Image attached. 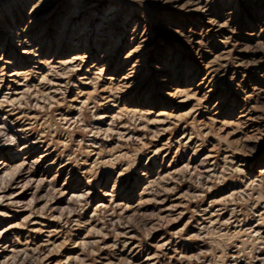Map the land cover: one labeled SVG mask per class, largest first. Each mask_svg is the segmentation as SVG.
Segmentation results:
<instances>
[{
	"label": "rangeland",
	"instance_id": "rangeland-1",
	"mask_svg": "<svg viewBox=\"0 0 264 264\" xmlns=\"http://www.w3.org/2000/svg\"><path fill=\"white\" fill-rule=\"evenodd\" d=\"M143 2L0 0V60H4L0 61V78L4 73V78L9 79L6 77L8 71L14 69L5 64V60L23 63L22 58L26 55L22 51L28 41L33 43L32 40L40 36L44 37L40 50L43 59L49 58L51 61L62 57L56 55L59 45V52H64L63 57L71 58L75 52L82 53L84 41L79 44L80 50L76 51L71 49L72 42L76 44L75 39L84 32V24L93 14L90 13L91 5L99 3L101 6L94 12L97 22L89 23L95 24V27L96 24H102L101 18L108 8L117 9L112 23L103 25L105 35L101 45L115 32L114 40L121 39L116 55L100 59L99 66L104 68L103 74L95 75L98 78L95 85L99 92L100 89L108 90L110 77H114L115 84L123 76L130 75L133 76L131 89L125 92L126 95L120 94L119 101H123L127 107L152 112L146 113L151 120L157 119L161 111L176 116L195 107L191 116L182 117L179 121L168 118L162 126L148 124L146 119H133L128 114L116 117L113 111L117 112L114 107L117 104H112V101L100 107L97 103L95 106L89 103L81 112L77 109V103L68 109V104L64 102L49 112V118H46V113L38 114L41 118L32 128L18 136L22 138L30 135L26 140L40 136V124L45 123V138L37 145L39 147L30 159H35L42 151L49 149L51 156L46 163H54L42 177L40 175L45 171V163L32 169L38 176L35 177L38 183L34 182L37 186L30 185L24 192L29 195L20 198L26 204L24 208L28 207L24 213L13 214L12 211L20 209L9 204L6 206L5 201L0 203V211L14 216V219L4 221L0 215V226L15 222L21 224L7 232L8 237L16 234L10 242L0 239V256H3L0 257V264H5L4 261L6 264H264V261L255 258L258 255L264 257V244L255 241L256 231L264 233V222L258 225L262 203L257 201L258 194L264 190V177L261 183L257 176L259 162L264 164V5L258 7L257 0H209L208 10L217 17L216 21L223 22L221 16L232 13L225 20L232 23L235 31L226 41L208 33L204 44L198 46L195 43L199 34L205 33V29L200 24L194 26L195 22L191 20L193 15L178 12L177 9H159L152 0ZM245 14L249 18L248 22L242 21V15ZM71 15L68 24H64L65 18ZM128 17L135 21L124 26L128 30L124 33L120 26ZM12 27L28 30L26 37L9 38L11 33L6 32ZM90 30V46L86 51L89 54L83 58V63L80 56L77 61V64H82V71L68 74V82L76 85H79V78L92 77L90 74L83 75V70L89 69L90 63L97 61L106 49L102 47L96 52L94 44L101 40L96 41V32ZM193 32L194 36L189 37ZM247 33H253L254 36L249 37ZM17 40L19 43H16ZM41 40L34 43V48L38 47L36 44ZM138 44H142L141 49L132 53L131 50ZM143 48L148 52L145 56H141ZM217 57H222V60ZM118 63L122 67L116 70ZM43 64L45 62L41 60L36 65L28 63V66L37 67L41 71L39 69L45 68ZM208 64L211 65L209 69ZM154 65L158 70L151 69ZM135 68L137 72L133 73ZM166 68L169 71H162ZM33 70L37 74V69ZM167 76L170 77V83H159L160 79ZM204 76L206 79L203 85L197 87ZM208 78H211V82ZM32 81L33 78L27 83L33 84ZM70 84L65 92L66 98H71L76 91ZM176 88H191L189 94L197 93L186 99L184 94L175 96ZM205 96L209 101L207 110L196 102ZM182 100L186 101L178 103ZM33 102L30 97L22 101L21 107L38 111L35 105L32 106L35 104ZM43 105L48 108L47 103ZM250 109L262 118L257 126L260 130H254L257 133L251 131L256 127L255 124L248 123L240 127L238 123L240 115L245 118ZM63 112H67L66 120H62L58 114ZM99 113L111 114L112 118L106 119L105 123H111L113 132H106L102 122L96 119ZM120 132L126 133L121 135ZM252 137L255 140L260 138L258 143L261 147L257 151V143L252 142ZM49 139L52 144L47 147ZM161 144L163 148H160ZM11 149V144L6 143V138L0 135V155L11 154ZM94 149L101 151L97 155ZM237 150L240 152H235ZM240 168L243 173L237 171ZM175 169L180 172L172 180L167 173ZM144 171L149 173L146 177L141 175ZM11 181L9 177L0 181V186H4L0 187V195L10 192L13 186ZM63 186L66 192L61 195L60 189ZM107 192L114 197L111 199L104 196L103 193ZM71 194L81 197L75 198ZM123 204H127V208ZM34 207L39 210L38 213ZM162 208L170 209L163 212ZM29 213L33 215L31 220L21 222L22 216L24 218ZM32 220L43 222L44 227L31 230ZM79 239H84L82 244ZM36 249H39L38 252Z\"/></svg>",
	"mask_w": 264,
	"mask_h": 264
},
{
	"label": "bare ground",
	"instance_id": "bare-ground-1",
	"mask_svg": "<svg viewBox=\"0 0 264 264\" xmlns=\"http://www.w3.org/2000/svg\"><path fill=\"white\" fill-rule=\"evenodd\" d=\"M90 1V0H89ZM140 1H148V0H140ZM219 1H223V0H219ZM143 2V3H144ZM153 4L155 6H158L160 7L159 9L161 8H167V9H177L178 12H183V13H190L191 15V20L193 22H195L194 26L196 25H202V29H205V33L204 34H199V38L197 39V42L195 43L196 45L200 46V45H203L204 44V38H207L206 37V34L208 33H211L212 34V37H221L223 39H229V35H233L234 34V27L233 25H231L228 20H225L226 17H229L230 14H232L231 12H229L227 14V16H225L226 14H223L221 17H223L224 21L221 22V21H216L217 17H215L212 13L209 12L208 10V3H209V0H152ZM256 3V2H255ZM257 4H258V7H261L264 5V0H257ZM101 4L99 3H96L95 5H91L90 7V13L93 12V14H91L89 20L87 22H85L84 26L85 29L83 30L84 32H82V34H80L79 36H77V38L75 39L77 42L75 44V41L72 42V45H71V49L73 50H80V46L79 44L82 43L84 41V51L81 53H76L75 52V56L72 55L71 58L69 57H63L64 56V52H59L60 49H61V45H59V47L57 48V52H56V55L59 54V56L61 55L62 57H57V58H53L51 61L49 60V58H45L43 59L42 55H41V48L43 47V44H44V40H43V36H40L37 38V40H32L33 43H29L30 41H28V45L26 46V48H24V50L22 51V53L24 55H26L24 58H22L23 60V63H15V62H11L10 60H5V64L7 65H10L12 67H14L13 70H10L8 71V75L6 77H8L9 79H6L4 78L5 74L3 73V76L0 78V135L3 136L4 138H6V143H10L11 146H12V149L10 150L11 151V154H8L7 156L6 155H0V181H3V179L5 180L6 177L8 179H11L13 180V186L9 189L10 192L7 193V194H2L0 195V203L1 202H4L5 205L6 204H9L15 208H18L20 209V211H12L13 214H18V213H24L26 211V209L28 208H24V202H22L20 200V198H22V196L24 195H29V194H24L25 191H27V188L33 184V186H37L35 185L37 180L35 179V177L37 176L36 174H34V171H32V169L38 167L39 165L45 163V171H43L41 173V177L42 176H45V174L50 171L51 167L53 166V161H49L50 163H46V160L50 155V152L48 150H44L40 153L39 156H37L35 159H30L31 158V155H33L35 153V151L38 149L39 146L37 145H40L42 143V139L45 138V133L44 132V128H46V124H40V130H41V135L40 136H36L34 137L33 139H29V140H26V138L28 139V137H30V135H26L24 137H20L18 136V134L22 133V134H25L26 133V129H31L32 128V125L35 124L39 118H41L38 114L42 113H46V118H49V112L52 111V109L56 106H59L61 103L64 104V102L67 105V108L69 109L70 106H74L73 104L77 103V109L79 110V112L82 111V108L87 106L89 103L93 104L95 106V104L97 103L100 106H104V104H108L112 101V104H117L116 106H114L115 108H117V112L114 110L113 114H115L116 117H120V115L122 114H128L131 118L133 119H137V120H141V121H144L145 119L147 120V123L148 124H157L159 126H162L163 124H165V120L168 119V118H173V119H176L177 121L183 119L182 117H189L191 116V112L194 110V106L191 107V109L185 114H180V115H176V116H171V114H164L163 111H161L159 114H157L156 117H158L157 119H149L147 118V115L146 113H149L151 114L150 112H147L145 111V109H137L135 107H132V106H129L127 107L126 104H124L123 101H119L120 97L119 95L120 94H125V92H127L128 90L131 89V79L133 76H123V78L119 79V81H116V83L114 84L113 81L114 80V77H110L108 80H110V85L107 87L108 90L107 91H104L100 89V92L99 90L96 88V82L95 80L98 79V78H95V75H98V76H101L103 74V70L104 68H100L99 66V63H100V59H107V58H112V56H114V54L119 50V42H121V39L118 38L117 40H114V36L116 35V32L115 33H112L109 35V40H105V44L101 45L102 42H104L103 40V37H104V33H105V30L103 28V25H105L106 23L108 24H111L112 21H113V18L116 17V12H117V9L116 8H113V7H110L108 8V11H106L103 15V18L102 19V24H96V27L94 26L95 24L91 25L92 22L95 21V23L97 22V19L98 18H95V14L94 12L98 11L97 10V7H100ZM77 12H73V14H76ZM115 14V15H114ZM98 15V14H97ZM219 17V18H221ZM69 18H72V15L71 16H68L65 18V22L64 24H68V20ZM242 21L244 22H248V17L247 15H242ZM134 19H131V18H126L123 22V24L120 26L121 27V30L125 32H128V30L126 29L127 27H124V26H128L130 25V23L133 21ZM135 21V20H134ZM70 23V22H69ZM91 23V24H89ZM138 23V22H136ZM75 24V23H74ZM246 24V23H245ZM137 25V24H136ZM65 27V26H63ZM236 27V25H235ZM66 28V27H65ZM95 28V29H94ZM237 28V27H236ZM90 29H93L92 32H96V36H95V40L99 41V39L101 41L97 42L96 44V52L100 51V49L102 47H105V51L103 54H101L99 57H98V60L95 61V62H92L90 63V68L89 69H84L83 70V75H91L92 77H82V78H79V82L77 81V83H79V85H76L75 83H70L68 82V74H70V72L72 71H82V64H77V61L79 60V57L80 56V60L82 61V63L84 62L83 61V58H87L88 55L86 54H89L88 52H86L88 50V47L90 46V44L88 43L89 40H90V33H91V30ZM28 30H25V29H16L15 27H12L10 29L4 32L6 33H11L10 37L9 38H16V39H19L21 38V36H24L26 37V33H27ZM70 32V31H69ZM109 33V32H108ZM194 32L189 36V37H192L194 36ZM107 35V34H106ZM124 35V34H123ZM122 35V36H123ZM188 35V34H187ZM225 35V36H223ZM228 35V36H227ZM247 36L249 37H253L254 34L253 33H247L246 34ZM121 36V37H122ZM185 36V35H183ZM186 37V36H185ZM41 40L39 41L36 45L38 46L37 48H34L35 45L34 43L38 40ZM213 39V38H212ZM113 41V42H112ZM188 41V40H187ZM190 41V40H189ZM207 41V40H206ZM107 42V43H106ZM212 42V41H211ZM16 43H19V40H17ZM70 43V42H69ZM141 43V42H140ZM145 43V41L143 42ZM207 43V42H206ZM206 45V44H205ZM51 47V44H49V48ZM142 47V44H138L137 46H135L133 48V50H131L132 53H136L139 49H141ZM249 47V46H248ZM198 48V47H197ZM146 48H143L142 51H144L141 56H145L148 52L145 50ZM64 50V49H63ZM94 50V48H93ZM244 50V49H243ZM141 51V50H140ZM204 53V52H203ZM220 54V53H219ZM116 55V54H115ZM67 56V55H66ZM91 56V55H90ZM55 57V56H54ZM104 57V58H103ZM96 58V57H95ZM141 58V57H140ZM146 58V57H145ZM220 61L222 60V57H217ZM224 58V57H223ZM25 59V60H24ZM216 59V57H215ZM214 59V60H215ZM3 60V59H2ZM0 60V61H2ZM43 60L45 62V68L47 67V69H39L41 71H38V68L37 67H31L28 66V63H31V64H38L40 63V61ZM90 60V59H89ZM4 61V60H3ZM261 61V60H260ZM258 61V63L260 62ZM257 63V62H256ZM108 65V61H106V65ZM118 65H120L119 63L116 65V70L117 69H120L122 66L120 65L118 67ZM133 67H138V66H133ZM211 67L210 64H208V69ZM1 68V67H0ZM42 68V67H40ZM87 68V67H86ZM207 68V67H206ZM33 69H37V74H34L35 72H33L34 70ZM133 69V68H131ZM151 69H157L158 70V67H156L155 65L154 66H151ZM207 69V71H208ZM23 70V71H22ZM46 70V71H45ZM93 70V71H91ZM188 73L190 74L191 71L190 69L188 68ZM4 71V70H2ZM162 71H169V69H165V70H162ZM53 72V73H52ZM95 72V73H94ZM136 68L135 70H133V73H136ZM52 73V74H51ZM33 74V75H32ZM35 75V76H34ZM206 75V74H205ZM33 76V77H32ZM170 76V75H169ZM167 76V77H164L163 79H160L159 80V83H163V84H168L170 83V77ZM210 77V76H209ZM31 78H33V84L31 83H27L28 80H31ZM38 78V79H37ZM213 78V76L211 77ZM211 78L209 79V81L211 82ZM206 79V77L204 76L202 78V81H200L198 84H197V87L203 85V82L204 80ZM74 80V79H73ZM113 83V84H112ZM213 83V82H212ZM69 84L72 86V87H75V90L73 92V94L71 95V98H68L70 96H68L66 98L65 96V92L66 90L68 89L69 87ZM162 87H167L165 85H163ZM192 89L189 88L187 90H181V89H178L176 88L174 90L175 92V96H178V95H183L185 96L186 99H188L189 97L191 96H194L197 91L195 93H192V94H189V91H191ZM210 92V91H208ZM108 94L104 97V94ZM67 94V93H66ZM60 95V96H59ZM169 95V94H168ZM31 97V99H33V101L35 102V104H33L32 106L34 107H37L38 111L36 110H29L30 108H25L24 107H21L22 104V101L23 100H26ZM205 97H202L201 99H198L196 102H199V105L200 107L202 108H205L206 110L208 109V100L205 99ZM147 101V100H146ZM186 100H182L178 103H183L185 102ZM33 102V103H34ZM114 102V103H113ZM132 101H129L128 103H131ZM27 103V102H25ZM32 103V102H31ZM41 103V104H40ZM44 103H47L48 104V108L46 109L44 107ZM72 104V105H71ZM55 105V106H54ZM121 105V107H120ZM75 107V106H74ZM111 107V106H110ZM181 107V106H179ZM22 109V110H21ZM24 109V110H23ZM76 109V108H75ZM253 109V108H252ZM250 109V112H248V114L246 115L245 118H243V116L240 115L239 117V125L240 127L242 126H245L247 125L248 123H253L256 125V127H252L253 129H251V131L253 130L254 133H257L255 131H259L260 128L257 127L259 124H260V120L262 119L260 117V114L259 115H256L257 112L255 110H252ZM17 110V111H16ZM16 111V112H15ZM58 112V111H56ZM116 112V113H115ZM245 112V111H244ZM66 113L67 112H63V113H58L60 117H62V120H66ZM109 113V112H108ZM108 113H99L98 115V118H96L99 122H102V125L105 127V131H111V123L108 121L109 124H106V119H109V118H112L113 114H112V111H111V114L108 115ZM243 113V112H242ZM246 113V112H245ZM69 115V114H68ZM58 116V115H57ZM114 116V117H115ZM44 117V116H43ZM115 117V118H116ZM14 118V119H12ZM243 118V119H241ZM118 119V118H117ZM68 120V119H67ZM27 121V123H25ZM69 121V120H68ZM97 121V122H98ZM111 121V120H110ZM45 122V121H44ZM113 122V121H112ZM213 122V120H212ZM233 124V123H232ZM236 124V123H235ZM45 127H44V126ZM83 125V124H82ZM254 125V126H255ZM26 126H28L26 128ZM35 126V125H34ZM113 126V125H112ZM122 126V125H121ZM205 126V125H204ZM252 126V125H251ZM98 127V126H96ZM101 127V126H100ZM262 127V126H261ZM99 128V127H98ZM98 128H97V131H98ZM44 129V130H43ZM205 129V128H204ZM241 129V128H240ZM262 129V128H261ZM101 130V129H100ZM120 130V129H119ZM167 129H163V131H166ZM244 130V129H243ZM255 130V131H254ZM95 131V130H94ZM117 131V129H116ZM263 131V130H262ZM100 132V131H99ZM103 132V131H102ZM105 132V134H106ZM113 132V130H112ZM119 132V131H118ZM31 133V132H30ZM101 133V132H100ZM104 133V132H103ZM121 133V132H120ZM120 133H117V134H120ZM126 133V132H124ZM124 133H121L124 134ZM154 133V132H152ZM51 134V133H50ZM96 134V133H95ZM112 134V133H110ZM127 135V134H126ZM155 135V134H154ZM255 135V134H254ZM258 135V134H257ZM261 135V134H259ZM120 136V135H119ZM118 136V137H119ZM130 136V135H129ZM121 137V136H120ZM126 137V136H125ZM257 137V136H255ZM255 137H252L254 138V143H257L256 144V151L261 147L260 144L258 143L260 138H256L255 140ZM260 137V136H258ZM129 138V137H128ZM251 138V137H250ZM121 139V138H120ZM123 139V138H122ZM125 139V138H124ZM187 139V138H186ZM189 139V138H188ZM249 139V138H248ZM5 140V139H4ZM3 140V141H4ZM87 140V139H86ZM250 140V139H249ZM253 140V139H252ZM2 141V140H1ZM248 141V140H247ZM4 143V142H3ZM1 142V144H3ZM161 143V142H160ZM52 144L51 142V139H49L48 143H47V147L50 146ZM6 145V144H5ZM94 145V144H93ZM97 145V144H96ZM180 145V144H179ZM252 146V145H251ZM260 146V147H259ZM5 147V146H4ZM164 145L161 144L160 148H163ZM197 147V146H196ZM227 147V146H226ZM95 148H98L95 146ZM230 148V147H229ZM251 148V147H250ZM253 148V147H252ZM9 149V148H8ZM93 149V147H92ZM158 149V148H157ZM233 149V148H232ZM96 151V154L98 155L99 152L101 151V149H94ZM92 150V151H94ZM155 150V149H154ZM192 150V149H191ZM234 150V149H233ZM242 150V149H241ZM250 150V149H249ZM253 150V149H252ZM231 151V150H230ZM240 152V150H237L235 152ZM5 152V151H4ZM238 152V153H239ZM253 153V152H252ZM99 157V156H98ZM58 159V158H57ZM112 159V158H111ZM225 159V157H224ZM227 159V158H226ZM98 161V160H97ZM57 162V161H56ZM55 162V163H56ZM208 163V162H207ZM58 164V163H57ZM201 164V163H200ZM199 164V165H200ZM246 164V163H245ZM260 165L258 167V170H257V173H258V177L260 178V181L261 183H263V177H264V164H262L261 162H259ZM201 166V165H200ZM60 167V166H59ZM170 167V166H169ZM222 168V167H221ZM200 169V168H198ZM26 170V172H24ZM61 170V169H59ZM223 170V169H222ZM236 170V169H235ZM149 171V170H148ZM147 171V172H148ZM179 170H173V171H168L167 173V176L168 178L170 177L172 180L175 179V176H176V173L178 172ZM225 171V170H224ZM238 172L240 173H243V171L240 169L237 170ZM147 172H143L141 173L142 177H146L149 173ZM180 172V171H179ZM213 174V173H212ZM217 175V174H216ZM39 176V177H40ZM200 177V176H199ZM14 178V179H13ZM38 178V176H37ZM254 178V177H253ZM44 179V178H43ZM206 179V178H205ZM42 180V179H41ZM220 180V179H219ZM40 181V179L38 180ZM50 181V180H49ZM152 181V180H151ZM154 181V180H153ZM35 182V184H34ZM43 182V180H42ZM46 182L48 183V180H46ZM45 182V183H46ZM247 182V181H246ZM5 183V182H4ZM7 183V182H6ZM41 183V182H39ZM44 183V182H43ZM149 183V182H148ZM1 184V183H0ZM9 184V183H8ZM42 184V183H41ZM49 184V183H48ZM52 184V183H51ZM153 184V183H152ZM5 185V184H3ZM7 185V184H6ZM145 185V184H144ZM8 186V185H7ZM6 186V187H7ZM50 186V185H49ZM48 186V187H49ZM157 186V185H156ZM0 187H4V186H0ZM9 187V186H8ZM39 187V186H38ZM64 187V186H63ZM87 187L89 188V184L87 185ZM210 187V186H209ZM263 187V185L261 186ZM33 188H36V187H33ZM40 188V187H39ZM114 188V187H113ZM5 189V188H4ZM58 189V188H57ZM60 189V188H59ZM66 189L65 187L64 188H61L60 189V193L61 195L64 194L66 192ZM78 189V188H77ZM242 189V188H241ZM260 189L259 188V192H260ZM264 189V188H262ZM32 190V189H31ZM36 190V189H35ZM39 190V189H38ZM81 190V189H80ZM87 190V189H86ZM114 190V189H113ZM244 190V189H243ZM34 191V190H33ZM232 191V190H231ZM29 192V191H28ZM56 192V191H55ZM74 192H77L76 190ZM106 192V191H105ZM147 192V191H146ZM239 192V191H238ZM241 192V191H240ZM244 192V191H243ZM3 193V192H2ZM36 193V192H35ZM54 193V192H53ZM52 193V194H53ZM262 193V194H261ZM258 194L257 196V201L260 203H262V206H261V210L260 211L259 209L257 211H260L259 212V219L258 221L260 222L258 225L260 224H263L264 222V190L263 192H261ZM32 194V193H31ZM30 194V195H31ZM47 194V193H46ZM87 194H88V191H87ZM104 196L106 197H110L112 199V197H114L111 193H103ZM114 194V193H113ZM33 195V194H32ZM60 195V194H59ZM58 195V197H59ZM72 195V194H71ZM34 196V195H33ZM57 196V195H55ZM45 197V196H44ZM48 197V196H47ZM54 197V196H53ZM66 197V196H65ZM72 197H81L80 195H72ZM83 197V196H82ZM69 198V197H68ZM71 198V196H70ZM109 198V199H110ZM228 198V197H227ZM35 199V198H34ZM37 199V198H36ZM46 199V197H45ZM50 199H51V196H50ZM107 199V198H106ZM218 199H221V198H218ZM69 200V199H68ZM71 200V199H70ZM82 200V199H81ZM26 201V200H25ZM29 201L30 198H29ZM49 201V200H48ZM47 201V203H48ZM78 201V200H77ZM225 201V200H224ZM7 202V203H6ZM69 202V201H68ZM81 202V201H80ZM115 202V201H114ZM113 202V203H114ZM63 203V202H62ZM102 203V202H101ZM100 203V204H101ZM107 203V202H106ZM105 203V204H106ZM116 203V202H115ZM114 203V204H115ZM159 203V202H158ZM157 203V204H158ZM180 203V202H179ZM44 204V203H43ZM70 204V203H69ZM80 204V203H79ZM98 204V203H97ZM3 205V204H2ZM30 205H31V202H30ZM29 205V206H30ZM35 205V203H34ZM53 205L52 204V208H53ZM56 205V204H55ZM103 205V204H101ZM113 205V204H111ZM116 205V204H115ZM119 205V204H117ZM124 205V204H123ZM261 205V204H259ZM7 206V205H6ZM26 206V204H25ZM28 206V204H27ZM40 206V205H38ZM44 206V205H42ZM50 206V205H49ZM48 206V207H49ZM66 206V205H65ZM68 206V205H67ZM126 206H128L126 204ZM124 205V208L126 207ZM175 206V205H174ZM10 207V206H8ZM101 207V206H100ZM106 207V206H105ZM168 207V206H167ZM170 207V206H169ZM176 207V206H175ZM12 208V207H11ZM32 208V207H31ZM35 208V207H34ZM46 208V207H45ZM61 207H59L60 209ZM68 208V207H67ZM111 208V207H109ZM127 208V207H126ZM129 208V207H128ZM172 208V207H171ZM1 209V208H0ZM33 209V208H32ZM36 209V213L39 212V210ZM43 209V208H42ZM41 209V210H42ZM51 209V208H50ZM57 209V207H56ZM167 209H170V208H167ZM167 209H164L162 208L163 212L166 211ZM9 210V209H8ZM16 210V209H14ZM28 210V209H27ZM31 209H29L30 211ZM49 210V209H48ZM58 210V209H57ZM71 210V209H70ZM131 210V209H130ZM237 210V209H236ZM34 211V209H33ZM38 211V212H37ZM50 211V210H49ZM59 211V210H58ZM134 211V210H133ZM176 211V210H175ZM28 212V211H27ZM45 212V211H44ZM160 212V211H159ZM53 213V212H52ZM51 213V214H52ZM170 213V212H169ZM231 213V212H230ZM40 214V213H39ZM255 214V213H254ZM0 215L2 216V219L4 221H8L9 219H14V216H12V213H8L6 211H0ZM93 215V214H92ZM159 215V214H158ZM164 215V214H163ZM33 215H31V213H29L28 215L26 214V216H22V219H21V222L26 220L27 219H30ZM21 216H19L18 218H20ZM164 216H162L163 218ZM168 217V216H167ZM128 218V217H127ZM159 218V217H158ZM161 218V217H160ZM1 219V220H2ZM17 219V218H16ZM169 219V218H167ZM173 219V218H172ZM31 220V219H30ZM119 220V218H118ZM212 220V219H211ZM209 220V221H211ZM14 221V220H13ZM86 221V220H85ZM123 221V220H121ZM169 221V220H168ZM208 221V220H207ZM227 221V220H226ZM19 222V221H17ZM29 222V221H28ZM31 224L30 225H33L30 226L32 227L31 230H34V228H37L39 227L37 230L41 229L42 227H44L41 223V221H30ZM75 222V221H74ZM77 222V221H76ZM89 222V221H88ZM113 222V220H112ZM2 223V222H1ZM4 223V222H3ZM8 223V222H7ZM225 223V222H224ZM74 224V223H73ZM114 224V223H113ZM9 225V224H8ZM6 225V226H8ZM21 224L20 223H13L11 225H9L8 227L6 226H0V239H3L4 241L6 242H10L12 240V238L16 235V234H11L12 237H8V234L7 232L8 231H13L15 230L16 228H18ZM80 226V225H79ZM257 226V225H256ZM85 227V226H84ZM50 228V227H49ZM48 228V229H49ZM88 228V227H87ZM90 228H95V227H90ZM237 228V227H236ZM242 228V227H241ZM253 228V227H252ZM53 229V227H52ZM51 229V230H52ZM57 229V228H56ZM258 229V228H257ZM44 230V229H43ZM92 230V229H91ZM98 230V229H97ZM155 230V229H154ZM259 230V229H258ZM48 231V230H47ZM87 231V229H86ZM96 231V230H95ZM15 232V231H14ZM39 232V231H38ZM90 232V230L88 231ZM98 232V231H97ZM254 232V231H253ZM50 233V231L48 232ZM52 233V232H51ZM250 233V232H249ZM42 234V233H40ZM18 235V234H17ZM191 235V234H190ZM193 235V234H192ZM255 235H256V239L255 241L257 240V242L259 244H264V233L262 232H259V231H256L255 232ZM84 237V236H83ZM15 238V237H14ZM80 240V239H79ZM84 240V239H83ZM83 240H80L79 242H83ZM45 241V240H44ZM49 241V240H48ZM3 242V241H2ZM98 242V241H97ZM128 242V241H127ZM48 243V242H47ZM51 243V242H50ZM53 243V242H52ZM51 243V244H52ZM57 243V242H56ZM87 243V242H86ZM85 243V244H86ZM5 244V243H4ZM74 244V243H73ZM82 244V243H81ZM93 244V243H92ZM125 244V243H124ZM47 245V244H46ZM80 245V244H78ZM87 245V244H86ZM90 245V244H89ZM260 245V246H261ZM7 246V245H6ZM61 246V245H59ZM4 247V246H3ZM29 247V246H28ZM52 247V246H49V248ZM58 247V246H57ZM86 247V246H85ZM1 248V247H0ZM12 249V247H10ZM9 248V249H10ZM26 248V247H25ZM34 248V247H33ZM261 248V247H260ZM5 249V248H3ZM24 249V247H23ZM53 249H54V246H53ZM130 249V248H129ZM13 250V249H12ZM10 250V254H11V251ZM34 250V249H32ZM37 250V249H36ZM39 250V249H38ZM37 250V252H38ZM74 250V249H73ZM248 250V249H247ZM16 252L18 251V249L15 250ZM41 251V250H40ZM51 250H49L50 252ZM53 251V250H52ZM35 252V251H33ZM36 252V254H37ZM4 253V252H2ZM19 253H21L19 251ZM26 253V252H25ZM8 254V253H7ZM18 254V252H17ZM24 254V253H23ZM14 255V254H13ZM43 255H45L43 253ZM70 255V254H69ZM151 255V254H150ZM180 255V254H179ZM36 256V255H35ZM41 256V255H40ZM76 256V255H74ZM80 256V255H79ZM250 256V255H249ZM0 257H3V256H0ZM5 257V256H4ZM8 257V255H7ZM10 257V256H9ZM37 257V256H36ZM6 258V257H5ZM74 258V257H73ZM72 258V259H73ZM78 258V257H77ZM80 258V257H79ZM180 258V257H179ZM255 258H257V260H260L261 262L264 261V257H260L259 255L258 256H255ZM8 259V258H6ZM13 260L15 259V257L12 258ZM41 259V257H40ZM38 259V260H40ZM43 256H42V261H43ZM65 260V259H64ZM68 260V258H67ZM78 260V259H77ZM9 261V260H8ZM42 261H39V262H42ZM46 261V260H45ZM63 261V260H62ZM73 261V260H72ZM71 261V262H72ZM124 261V260H123ZM126 261V260H125ZM129 261V260H128ZM1 262V261H0ZM80 262V261H78ZM153 262V261H152ZM4 263L6 264V262L4 261ZM64 263V262H63ZM68 263V262H67ZM74 263V261H73ZM46 264V262L44 263ZM69 264V263H68Z\"/></svg>",
	"mask_w": 264,
	"mask_h": 264
}]
</instances>
